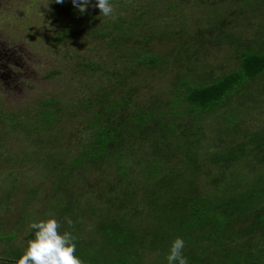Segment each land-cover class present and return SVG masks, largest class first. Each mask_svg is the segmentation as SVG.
Wrapping results in <instances>:
<instances>
[{
  "label": "rangeland",
  "instance_id": "1",
  "mask_svg": "<svg viewBox=\"0 0 264 264\" xmlns=\"http://www.w3.org/2000/svg\"><path fill=\"white\" fill-rule=\"evenodd\" d=\"M241 1L110 0L114 11L105 17L96 0L84 13L72 0H0V264H15L34 237L29 225L49 216L61 223V233L76 237L74 254L88 264H102L105 256L91 251L94 239L104 243L113 264H167L179 225L173 218L166 222L171 212H155L140 201V182L151 160L163 169L148 178L150 186L166 170L183 166L172 127L189 129L198 119L206 151L193 194L203 195L214 174L230 169L209 160L229 145L235 148L222 165L249 164L240 168L245 175H239L242 189L234 198L254 191L252 204L264 203V70L214 109L183 113L186 102L178 97L183 79L206 82L240 67L237 48L216 40L219 33L232 32L233 40L248 46L264 34V0ZM116 23L122 25L118 32ZM121 30L129 39L117 42ZM145 55L157 62L133 60ZM124 99L129 103L119 104ZM170 103L175 111L165 113ZM141 107L155 115L138 126L130 115ZM101 126H122V141L107 144L105 155L94 160L91 141ZM129 193L134 201L126 199ZM127 205L121 224L137 231L131 240L111 241L104 229L116 233L111 223L120 221ZM198 242H185L183 253ZM251 252L264 264V244Z\"/></svg>",
  "mask_w": 264,
  "mask_h": 264
},
{
  "label": "trees",
  "instance_id": "2",
  "mask_svg": "<svg viewBox=\"0 0 264 264\" xmlns=\"http://www.w3.org/2000/svg\"><path fill=\"white\" fill-rule=\"evenodd\" d=\"M241 2L245 3L246 1L242 0ZM246 3L248 4L249 1ZM121 22H123L122 19ZM121 26L118 24L115 25V31L118 32L122 28ZM121 33L119 35L121 38H115L117 42L129 39L127 32L121 30ZM263 35L258 39L256 38L255 44L251 43L248 46L247 44L243 45L239 41L236 42L233 40L235 35L232 32L219 33L216 40H221L227 43V45L233 43L234 47L237 48L236 54L240 58V67L237 70L225 73L219 78L206 82L193 83L183 79L180 82V86L178 85L180 92L178 96L179 100L185 101L187 106V109L183 113H199L207 109H214L220 106L221 102L223 104L225 98L237 90L238 85H242L243 82H248L258 77L264 70ZM149 56H134L133 60L136 63H142L143 61L146 63L157 62L156 58ZM131 64H134V62ZM128 103V99L119 102L122 105ZM174 105L175 103H170V110L167 109L165 113L171 111ZM88 106L91 105H85V107ZM174 111L169 113H173ZM134 113L136 114L130 115V117L134 121V124L138 126L148 123L151 117L155 115V113L146 111L142 107ZM44 118L45 121L51 119L48 116H44ZM198 120L200 121V119ZM198 122L196 121L193 127L181 131L177 126L175 128L174 126L172 127L175 130L177 152L179 155H184L182 161L183 166L180 169L175 168V171L171 169L166 170L167 173L161 174L160 179L158 178V181H156L157 183L150 186L147 183L148 178H153L157 172L161 173L163 169L162 163L151 160L150 166L147 169L148 177H146L147 179L145 181L140 182V189L144 191V195H141L143 197L140 201H146L151 210L156 209L158 211L166 210L171 212V218L165 219L166 222H170L173 218L175 223L179 225L176 228L175 238L180 237L189 245H195V242H200H198L199 246L193 248L194 250L192 252L183 253L188 259L189 264H261L258 258L253 257L251 246L264 244V203L262 204L261 201H256L252 204L256 200V196H253L254 191L249 197L242 196L243 198H241L238 196V199L234 198L237 192L242 189L239 175H245V171L243 170L242 172L240 168L244 164L247 166L249 164L242 161L243 164L241 166H236V163L234 165L230 162L222 161L225 163L222 165L220 162L222 159H227V156H225L227 151L235 148L234 146L229 147V145H225L226 147H223L222 150L210 154L209 160H218L217 162L220 166H225L230 169H226L227 172L221 173L220 175L214 174L212 176L214 184L211 188H207L203 195L193 194L194 190H196L194 189L196 178L200 174L201 162L204 158L202 153L206 151L199 145V140L204 135L203 130L199 128ZM121 127L117 131H114V129H110L107 126H101L93 135L91 141L92 151H89V158L95 160L96 158L103 157L108 149L107 144L117 143L121 140L120 135L124 131V128ZM242 146L245 147L243 144ZM253 148L250 147L249 152ZM242 157L244 156H240L238 160ZM77 159L78 161L80 160V158ZM119 167L123 168V165L119 164ZM162 198H164L163 203L161 201ZM126 199L131 202L135 200V196L130 194ZM252 199L254 201H251ZM138 205L137 209L139 208ZM128 208V205L124 206L119 222L111 223V227L116 229L115 234L109 235L107 230H111L110 227L104 229L108 233L106 237L110 240L116 239L115 241L117 242H125L131 240L133 230L134 232L137 231L135 226L134 229L133 226L121 224L128 217L125 215L129 211ZM156 210L155 212H157ZM124 230H127V232ZM94 241L95 243L93 245L95 248H91V251L96 250V252H103L105 254L106 257L102 254V264H105V262L106 264H113L107 260L109 251L103 250L105 247L104 243L99 244L100 239H94ZM75 243L77 251V244L79 243L76 240ZM80 247H82L81 244ZM85 247L90 246L86 245ZM125 258L128 260L129 257L125 256ZM124 263L128 264V261ZM84 264L88 263L84 262ZM115 264H120V260H115Z\"/></svg>",
  "mask_w": 264,
  "mask_h": 264
},
{
  "label": "clouds",
  "instance_id": "3",
  "mask_svg": "<svg viewBox=\"0 0 264 264\" xmlns=\"http://www.w3.org/2000/svg\"><path fill=\"white\" fill-rule=\"evenodd\" d=\"M63 3L64 0H55ZM81 13L87 10L90 0H72ZM95 7L105 16H111L114 8L110 0H96ZM69 226L72 220L65 218ZM29 227L34 232V237L26 241L27 247L15 264H84V261L76 256V237L68 231L61 233V223L54 217L32 222ZM185 242L177 237L170 245L166 256L167 264H188V259L183 255Z\"/></svg>",
  "mask_w": 264,
  "mask_h": 264
}]
</instances>
